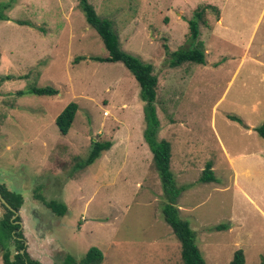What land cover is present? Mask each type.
<instances>
[{"label": "rangeland", "instance_id": "rangeland-1", "mask_svg": "<svg viewBox=\"0 0 264 264\" xmlns=\"http://www.w3.org/2000/svg\"><path fill=\"white\" fill-rule=\"evenodd\" d=\"M88 1L123 50L153 65L157 139L171 144L170 171L183 189L176 206L206 263L228 264L241 248L244 264H257L264 255V142L255 130L264 121V0ZM0 2L10 17L0 20V77L11 76L0 80V183L24 199L16 216L30 256L78 262L95 246L100 264H181L180 243L161 212L167 197L143 138L133 75L120 61L87 58L108 52L78 0ZM206 5L217 9L205 8L192 40L187 20ZM198 41L205 64L169 66L167 51ZM33 85L58 93L17 94ZM70 101L78 109L61 134L55 117ZM95 140L112 144L78 167ZM208 161L216 180L201 182ZM36 195L64 202L66 214ZM4 212L0 203V218ZM1 255L0 248L3 264Z\"/></svg>", "mask_w": 264, "mask_h": 264}, {"label": "trees", "instance_id": "trees-1", "mask_svg": "<svg viewBox=\"0 0 264 264\" xmlns=\"http://www.w3.org/2000/svg\"><path fill=\"white\" fill-rule=\"evenodd\" d=\"M78 4L84 14L86 22L100 36L108 52L106 56L91 55L87 58L105 62L120 61L138 83L139 97L143 101V118L145 122L143 138L151 152L152 164L156 172H158L164 194L167 197V200L162 205L161 212L165 222L170 226L173 234L180 243L181 264H207L197 246L195 231L190 227L187 220L179 216L180 209L176 206V203L183 189L175 185L172 172L170 171L171 144L164 138L157 139L160 121L156 114L154 102L156 100L158 77L156 73H154L153 65L151 63H144L136 56L123 50L120 45L119 36L113 29L111 22L108 19L102 18L88 0H78ZM206 7L212 10L217 9V7L213 5L201 6L197 8L193 16L187 20L189 37L192 40L198 39L200 34L199 23L204 22ZM8 8L9 4L7 2H0V20H10V17L5 12ZM16 22L19 24H30L28 21L19 19L16 20ZM163 46L167 49L166 44ZM166 53L169 58V66H177L185 61H191L197 64H205L206 62L203 44L200 41H198L197 46L193 48L167 51ZM78 59H85V56H77L74 60ZM10 77L8 75L1 76L0 80ZM23 93L56 95L58 90L50 85H33L24 90L17 91V94ZM77 109V103L70 101L55 117V124L61 134H66L68 132ZM228 117L232 120L241 121V119L235 115H228ZM255 130L264 142V121L256 126ZM111 144L109 140L93 141L87 157L79 162L77 166L80 168L89 166L98 158L103 150L109 149ZM199 180L201 182H213L216 180L211 161L205 163ZM0 192L7 203L14 210L19 211L24 201L21 194L10 190L4 183H0ZM35 198L40 200L58 216H63L67 212V207L64 202L46 200L41 195H36ZM1 206L5 210L3 217L0 218V248L2 250L1 259L3 264H42L38 259L30 256L27 251L26 239L21 229V223L18 221L19 216L11 219L13 212L3 203H1ZM218 228H226V226L221 224ZM102 260L103 254L100 249L92 246L78 262L72 256L67 255L63 264H100ZM244 261V252L241 248H238L234 250L228 264H244ZM257 264H264V255L261 256Z\"/></svg>", "mask_w": 264, "mask_h": 264}, {"label": "water", "instance_id": "water-1", "mask_svg": "<svg viewBox=\"0 0 264 264\" xmlns=\"http://www.w3.org/2000/svg\"><path fill=\"white\" fill-rule=\"evenodd\" d=\"M0 202L3 203L8 209H10L13 212V215L11 217V219H14L15 216L18 214V211L14 210L8 203L7 201L4 199V197L2 196L1 192H0ZM17 222V221H16ZM22 251V250H21Z\"/></svg>", "mask_w": 264, "mask_h": 264}, {"label": "crops", "instance_id": "crops-1", "mask_svg": "<svg viewBox=\"0 0 264 264\" xmlns=\"http://www.w3.org/2000/svg\"><path fill=\"white\" fill-rule=\"evenodd\" d=\"M249 130V129H248ZM6 185V184H5ZM7 186V185H6ZM8 187V186H7ZM9 188V187H8ZM24 202V201H23ZM23 205V204H22ZM22 207V206H21ZM179 213H180V211H179ZM42 239H43V237H42ZM26 242H27V244H29V242L26 240ZM40 242H42V241H40ZM27 251H28V253H30L29 252V249L27 248ZM31 254V253H30ZM34 258V257H33ZM36 259H38L40 262H42V260L41 259H39V258H37V257H35Z\"/></svg>", "mask_w": 264, "mask_h": 264}]
</instances>
